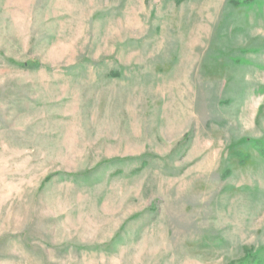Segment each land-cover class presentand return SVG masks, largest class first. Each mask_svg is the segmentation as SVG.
I'll list each match as a JSON object with an SVG mask.
<instances>
[{
  "label": "rangeland",
  "instance_id": "374dc122",
  "mask_svg": "<svg viewBox=\"0 0 264 264\" xmlns=\"http://www.w3.org/2000/svg\"><path fill=\"white\" fill-rule=\"evenodd\" d=\"M0 264H264V0H0Z\"/></svg>",
  "mask_w": 264,
  "mask_h": 264
}]
</instances>
